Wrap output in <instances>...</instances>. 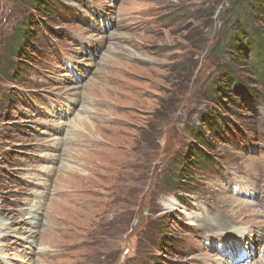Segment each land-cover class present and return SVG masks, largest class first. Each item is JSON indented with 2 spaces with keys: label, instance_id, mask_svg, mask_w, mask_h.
Wrapping results in <instances>:
<instances>
[{
  "label": "rangeland",
  "instance_id": "1",
  "mask_svg": "<svg viewBox=\"0 0 264 264\" xmlns=\"http://www.w3.org/2000/svg\"><path fill=\"white\" fill-rule=\"evenodd\" d=\"M45 2L0 0V264H225L230 225L264 264V85L222 48L238 0Z\"/></svg>",
  "mask_w": 264,
  "mask_h": 264
},
{
  "label": "trees",
  "instance_id": "2",
  "mask_svg": "<svg viewBox=\"0 0 264 264\" xmlns=\"http://www.w3.org/2000/svg\"><path fill=\"white\" fill-rule=\"evenodd\" d=\"M29 2L33 4V8L39 11H41V8L43 9L45 7L46 9L48 7L45 0H29ZM236 4L240 6L241 9L240 12L239 9L235 10L237 15L239 13L241 15V24L239 25V27L237 25L233 27V30H231V34L229 36H226L227 41L222 48L227 52L231 51L232 53L233 51L238 62L246 59V64L252 70L255 80L259 84L264 85V37H262L261 33H258L259 30L257 28L250 24L252 17H256V13H259L260 15L264 14V0H238ZM24 39L25 28H19L14 32L12 40L4 50V52L7 53V56L13 58L20 57V45ZM15 40H17V42H14ZM8 68L9 67L6 65L5 69L7 70ZM235 83L236 80L234 77H232L231 74L226 75L224 80L221 81V84L218 85V88L214 89L213 94H211L209 98H214L221 94L230 96V88H236ZM241 83L238 84V86L241 85L240 90L245 93ZM205 122L208 124V126H211L210 123L214 122V120L209 117ZM192 136H194L196 143L199 146H204V139L200 137V135H198L197 130L192 131ZM192 157H194L196 160L199 159L196 153H194ZM198 164L204 165L202 160Z\"/></svg>",
  "mask_w": 264,
  "mask_h": 264
},
{
  "label": "bare ground",
  "instance_id": "3",
  "mask_svg": "<svg viewBox=\"0 0 264 264\" xmlns=\"http://www.w3.org/2000/svg\"><path fill=\"white\" fill-rule=\"evenodd\" d=\"M84 112H85V110H84ZM83 117H84L83 115H77L76 121L72 124L74 126H77L79 123H81L83 121V119H84ZM59 144H60V139H56L55 143L52 146V149L55 150ZM49 158H50V160H52V159H56L57 156L50 154ZM42 170H43L42 172H44V173L50 172L51 166H47V169L43 168ZM35 178H37V177H35ZM35 198H36V201H35V203H36L37 200H39V198H41V193H36ZM34 214H35L34 209L28 211L26 214V215H28V219H29V222L27 223L28 226L26 228L27 229L26 231H28V230L29 231H28V233L27 232L25 233V241L29 246L31 244V239L33 238L32 234L35 233V231H33V230H36V228H37L36 225H38V223L35 221L36 218H35ZM210 221L216 223V221L214 219H210ZM224 222H226V221H224ZM6 227H8V225L5 226L4 223L0 222V239L3 237V234H4L3 231ZM14 230H16V229H14ZM222 230H223V228H222ZM1 233H3L2 237H1ZM250 239H251V236H250L249 230L247 228L237 227V226H232V225L227 226L217 236V246L219 247L218 249L223 248V249H221L222 253L227 258V260H225V262H226L225 264H228V262L233 258V255H234L233 252L235 250L234 247H237L242 252L240 258L237 260L238 263H240V264H252L253 262H252V253L250 250V248H251V246H250L251 240ZM2 259L3 260L0 262L5 263L8 258L3 257ZM260 263L262 264L263 262L259 261V264Z\"/></svg>",
  "mask_w": 264,
  "mask_h": 264
}]
</instances>
